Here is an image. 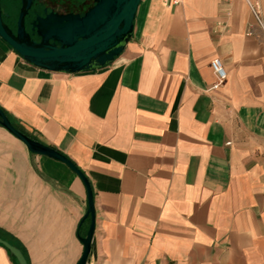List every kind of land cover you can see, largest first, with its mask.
Here are the masks:
<instances>
[{
  "label": "crops",
  "instance_id": "crops-1",
  "mask_svg": "<svg viewBox=\"0 0 264 264\" xmlns=\"http://www.w3.org/2000/svg\"><path fill=\"white\" fill-rule=\"evenodd\" d=\"M0 108L86 178L85 264H264V0H141L121 53L75 74L0 39ZM85 211L74 173L0 127V233L26 264H76Z\"/></svg>",
  "mask_w": 264,
  "mask_h": 264
},
{
  "label": "water",
  "instance_id": "water-1",
  "mask_svg": "<svg viewBox=\"0 0 264 264\" xmlns=\"http://www.w3.org/2000/svg\"><path fill=\"white\" fill-rule=\"evenodd\" d=\"M14 32L5 24L8 15L0 7V39L30 65L49 72L75 74L99 69L121 53L132 33L133 18L141 0H93L82 13L50 11L36 16L30 23L38 38L30 40L24 30V17L33 0H19ZM0 127L20 141L32 154L43 155L65 165L81 181L86 198L83 220L88 219L85 236L81 239L82 252L76 264H85L94 228L92 193L82 172L55 149L34 141L15 130L0 109ZM18 264H26L21 253L0 239Z\"/></svg>",
  "mask_w": 264,
  "mask_h": 264
},
{
  "label": "rangeland",
  "instance_id": "rangeland-1",
  "mask_svg": "<svg viewBox=\"0 0 264 264\" xmlns=\"http://www.w3.org/2000/svg\"><path fill=\"white\" fill-rule=\"evenodd\" d=\"M68 0H49L48 8L57 13L65 12H76L79 8L83 7V10L90 7L93 4V0H76L72 5H70ZM1 9L9 15V21L11 22L12 28L16 21L17 9L10 3L9 0H0ZM80 11V12H81ZM31 13H28L24 18V23L27 26ZM22 128V127H21Z\"/></svg>",
  "mask_w": 264,
  "mask_h": 264
},
{
  "label": "flooded vegetation",
  "instance_id": "flooded-vegetation-1",
  "mask_svg": "<svg viewBox=\"0 0 264 264\" xmlns=\"http://www.w3.org/2000/svg\"><path fill=\"white\" fill-rule=\"evenodd\" d=\"M9 1H10L11 4H13L16 7L17 12H18V9L20 7V1L19 0H9ZM68 2H70L69 4L72 5L74 2H76V0H68ZM48 4H49V0H33L32 1L31 7L28 10V13H31V16L29 18L27 26L24 23V30L29 35L30 40H33L35 42L38 41V38L31 31L30 23L36 16L43 17L45 14L49 13L50 11H52L51 9L48 8ZM81 10H83V7L79 8L78 11H76V12H65V13H79V14H82L85 10L83 12ZM52 12H54V11H52ZM3 20H4L5 24L9 27V29L14 32L15 23H14V27L12 28L11 22L9 21V15L6 18H3Z\"/></svg>",
  "mask_w": 264,
  "mask_h": 264
},
{
  "label": "built area",
  "instance_id": "built-area-1",
  "mask_svg": "<svg viewBox=\"0 0 264 264\" xmlns=\"http://www.w3.org/2000/svg\"><path fill=\"white\" fill-rule=\"evenodd\" d=\"M169 2L172 5H176L179 3V0H169ZM251 12L253 16L255 17L256 21L258 22V18L256 13L253 9H251ZM209 69L212 72V75L214 77L213 83L205 89L206 92H212L215 91L217 88H219L225 81V71L220 63V61L217 58H213L208 63ZM225 144H229L226 142Z\"/></svg>",
  "mask_w": 264,
  "mask_h": 264
},
{
  "label": "trees",
  "instance_id": "trees-1",
  "mask_svg": "<svg viewBox=\"0 0 264 264\" xmlns=\"http://www.w3.org/2000/svg\"><path fill=\"white\" fill-rule=\"evenodd\" d=\"M1 109V108H0ZM1 111L4 113V115L7 117L8 121L10 122V124L12 125V127L17 130L19 133L23 134L24 136L28 137L29 139H32L34 141H38L34 135H32L31 133H28L27 131H25L23 128H21L16 122H14L10 117L9 115H7V113L5 111H3L1 109ZM39 142V141H38ZM0 239L4 240L5 239V236H3L1 233H0ZM13 260V258H12ZM14 261V260H13Z\"/></svg>",
  "mask_w": 264,
  "mask_h": 264
}]
</instances>
